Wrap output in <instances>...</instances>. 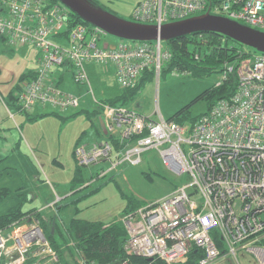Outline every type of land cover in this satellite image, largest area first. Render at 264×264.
Returning <instances> with one entry per match:
<instances>
[{
  "label": "built area",
  "instance_id": "obj_1",
  "mask_svg": "<svg viewBox=\"0 0 264 264\" xmlns=\"http://www.w3.org/2000/svg\"><path fill=\"white\" fill-rule=\"evenodd\" d=\"M218 1L211 5L208 0H142L132 18L161 28L211 14L264 32V0ZM107 36L79 23L58 0H0V41L10 49L37 52L33 76L15 90L16 111L27 114L38 106L64 112L78 108L79 98L60 87L65 72L72 73L75 84H88L92 93L87 66L111 68L125 91L139 87L147 74L159 78L172 60L167 44L159 39L117 40L112 45L105 41L100 47ZM244 54L249 53L245 50L240 57ZM233 72L234 95L217 102L189 126L161 115L152 120L129 106H112L94 97L104 130L99 127V139L93 144H78L74 155L80 168L103 163L108 168L97 170L84 187L117 175L124 165H140L142 156L152 150L171 171L191 180L165 199L123 216L119 222L128 236L124 247L128 259L119 264H136V259L145 264L154 260L187 264L193 250L201 255L197 264H215L225 257L238 260L240 253L264 264V54L251 55L236 70L225 64L216 87ZM189 189L193 191L188 193ZM62 201L56 195L37 213L0 230V264H63L38 218H45V211L59 218L57 206ZM80 254L76 252L75 264H85Z\"/></svg>",
  "mask_w": 264,
  "mask_h": 264
},
{
  "label": "rangeland",
  "instance_id": "obj_2",
  "mask_svg": "<svg viewBox=\"0 0 264 264\" xmlns=\"http://www.w3.org/2000/svg\"><path fill=\"white\" fill-rule=\"evenodd\" d=\"M94 1L100 8L120 19L133 21L128 11L136 0ZM54 40L61 41L57 38ZM117 40L107 36L100 41L99 46L103 47L105 41ZM36 56L37 52L33 49H10L0 41V160L3 159L0 163V187L10 190V194L0 203V216L21 202L24 212H28L31 209H43L47 204L46 199L53 201L56 195L62 199L70 195L76 170L74 152L77 143L92 142L99 137L94 134L97 123L88 118V113L96 109L100 111L94 97L97 101H106L121 92L114 79L113 69L102 70L88 65L87 73L93 95L88 84H75L71 72L64 75L60 85L63 91L79 98L78 108L64 112L51 106L35 107L24 114L23 118L8 107L6 92L20 83L21 76L28 70L37 69ZM167 69V65H164L159 78L152 75L145 81L140 93L130 104L138 107L142 115L152 120H157L161 115L169 121L221 81V74L194 76ZM209 104L207 100L195 102L190 109L191 118L206 113ZM9 112L14 115V120L10 119ZM101 168L107 169L108 165L103 163L95 168H83L85 184L89 181L90 170L96 173ZM112 177L115 181L98 182L94 187L99 185L100 190L77 204L76 208L80 210L77 218L91 222H117L123 218L128 198L144 206L151 205L191 182L187 174L178 175L171 171L159 152L154 150L142 156L140 165H124L119 168L117 175L113 174L109 178ZM79 189L81 187H77L76 191ZM192 191L189 189L188 193ZM83 194L85 192L74 199ZM75 212L73 206L61 217L66 223ZM48 215V211L43 213L45 218ZM48 222L47 229L52 231V220ZM237 258L225 257L215 264H256L247 254L240 253ZM69 262L72 264V260Z\"/></svg>",
  "mask_w": 264,
  "mask_h": 264
},
{
  "label": "trees",
  "instance_id": "obj_3",
  "mask_svg": "<svg viewBox=\"0 0 264 264\" xmlns=\"http://www.w3.org/2000/svg\"><path fill=\"white\" fill-rule=\"evenodd\" d=\"M90 1L96 4L94 0ZM208 2L211 5H216L219 3L218 0H208ZM75 18L79 23L86 24L77 16H75ZM199 37L202 38L198 40ZM165 44H167V47L172 54V60L167 64V71L190 73L194 76H202L205 74H222L225 64L234 66L236 70L243 60L249 58L252 55V52L256 53L251 49H243V46L216 34H193L191 36L183 37L171 42H165ZM245 50H248L249 54H244V56L240 57V54ZM151 77L152 74L145 75L139 87L122 91L112 100L106 101V103L112 106H130V104L140 93L145 81ZM236 87L237 78L236 73L233 72L228 77V80L222 84V86L214 87L209 91H206L193 103L176 113L170 119V121L180 125L196 123L202 115L197 118H191L190 109L195 102L201 100L209 101L210 107L208 111H210V109L217 102L224 99H229L231 96H233L236 91ZM14 95L15 91L12 94L13 104L8 103V107L17 110V107L14 105ZM99 115L100 111L88 113V118L93 119L96 117L95 119H97ZM98 126L100 127L99 118ZM97 130L99 129L97 128ZM98 135H100L99 132ZM89 173L90 181L93 179L95 172L90 170ZM1 176L2 171L0 170V177ZM106 180L107 179L96 180L94 184L84 187L85 180L83 168H80L76 162V170L73 181L71 182V185L73 186L71 193L57 206L59 218L54 215H48V217H46L48 218L47 220L46 218H43L42 215H38L47 240L50 242L53 249L58 252L63 264H71L69 262L70 260H72V264H74L73 259L75 258L77 251L81 253L80 257L85 264H119L128 259L124 251L128 236L121 222H91L77 218V214L80 212V210L76 208L77 204L100 190L101 186L98 185L94 187L95 184L100 181H105V183L108 181H115L113 177L108 178L107 181ZM77 187H81V189L76 191ZM89 189L91 190L86 193V191ZM84 192L85 194L74 199L77 195H80ZM9 194V189L0 187V203ZM46 201L48 204L51 202V199H46ZM73 206H75L76 212L73 213L72 217L69 218L68 222L65 223L61 216ZM143 206L144 205L142 204L136 203L132 198H128V204L123 212V216L135 212ZM38 210L39 209H31L28 212H24L23 202L19 203V205L10 209L5 215L0 216V230L17 220H21L26 216L37 213ZM49 220H52L53 223L52 231L47 229ZM216 240L218 245L221 246L220 241L218 239ZM70 243H74L75 246L72 248L68 247ZM200 257V252L193 250L190 254L187 264H197ZM133 262L136 264L146 263V261L139 259H136ZM153 264L165 263L159 260H154Z\"/></svg>",
  "mask_w": 264,
  "mask_h": 264
},
{
  "label": "water",
  "instance_id": "obj_4",
  "mask_svg": "<svg viewBox=\"0 0 264 264\" xmlns=\"http://www.w3.org/2000/svg\"><path fill=\"white\" fill-rule=\"evenodd\" d=\"M84 23L118 40L153 42L158 39L171 42L193 34H216L258 54H264V33L224 17L204 14L188 20L157 26L125 21L105 11L90 0H58ZM100 127L104 122L99 118ZM151 262L152 259L147 260Z\"/></svg>",
  "mask_w": 264,
  "mask_h": 264
},
{
  "label": "crops",
  "instance_id": "obj_5",
  "mask_svg": "<svg viewBox=\"0 0 264 264\" xmlns=\"http://www.w3.org/2000/svg\"><path fill=\"white\" fill-rule=\"evenodd\" d=\"M142 0H136L135 2H134V4H133V6H132V8H131V10L130 11H128V14H130L131 15V17H132V13H133V10H134V8L141 2ZM116 42H112V41H110V44L112 45V44H115ZM29 49H32V48H29ZM34 50V49H33ZM35 51V50H34ZM35 53H36V51H35ZM36 58H37V56H36ZM61 72H64L65 70H64V68H62V70H60ZM34 72H35V70L34 69H31V70H28L26 73H24V75H22L21 76V78H20V80H23V78L24 79H27L28 77H31L33 74H34ZM68 73V72H67ZM64 75H66V72H65V74ZM114 79H115V75H114ZM64 80V79H63ZM115 81H116V79H115ZM63 82V81H62ZM18 84L19 83H17V85H15L13 88H11L10 90H8L7 92H6V98H7V100H8V103H11V104H13V102H12V99H13V97H12V94H13V92L17 89V87H18ZM123 90H121V92H122ZM120 92V93H121ZM119 93V94H120ZM115 98V97H114ZM113 99V98H112ZM112 99H109V100H112ZM105 101V100H104ZM106 101H108V100H106ZM39 107V106H38ZM129 107H131V108H133V109H135V110H137L140 114H142L140 111H139V109H138V107H136V106H129ZM37 108V107H36ZM44 108H46V107H44ZM52 108V107H51ZM34 109V108H33ZM13 110H14V108H13ZM14 112L15 113H17V114H19V115H21V117H23L24 118V114H22V113H19V112H17L16 110H14ZM94 112H97V109L94 111ZM90 113H92V112H90ZM10 114V113H9ZM10 117V116H9ZM96 118V117H95ZM95 118H93V122L95 121L96 123H97V127H96V130H95V132L96 133H94L96 136L98 135V132H99V130H97V128L99 129V126H98V118H99V116H98V118L97 119H95ZM10 119H12V120H14V118H11L10 117ZM98 139H99V137H97ZM98 139H96V140H94V141H92V142H82V141H79L78 143H77V145L79 144V143H85V144H87V145H91V144H93L94 142H96ZM3 160V159H2ZM2 160H0V162L2 161Z\"/></svg>",
  "mask_w": 264,
  "mask_h": 264
},
{
  "label": "bare ground",
  "instance_id": "obj_6",
  "mask_svg": "<svg viewBox=\"0 0 264 264\" xmlns=\"http://www.w3.org/2000/svg\"><path fill=\"white\" fill-rule=\"evenodd\" d=\"M154 42V41H153ZM164 42V41H163ZM165 43V42H164Z\"/></svg>",
  "mask_w": 264,
  "mask_h": 264
}]
</instances>
